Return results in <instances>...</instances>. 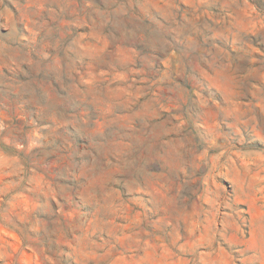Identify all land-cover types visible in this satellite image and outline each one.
Returning a JSON list of instances; mask_svg holds the SVG:
<instances>
[{"label": "rangeland", "instance_id": "1", "mask_svg": "<svg viewBox=\"0 0 264 264\" xmlns=\"http://www.w3.org/2000/svg\"><path fill=\"white\" fill-rule=\"evenodd\" d=\"M30 2L0 6V264H264V0Z\"/></svg>", "mask_w": 264, "mask_h": 264}, {"label": "clouds", "instance_id": "2", "mask_svg": "<svg viewBox=\"0 0 264 264\" xmlns=\"http://www.w3.org/2000/svg\"><path fill=\"white\" fill-rule=\"evenodd\" d=\"M13 3L15 4L16 8L19 9H29L32 7H36L37 5H34L30 2V0H25L24 3H21V0H13ZM4 5V0H0V6ZM4 10L7 12L8 8L5 7ZM15 62V61H13ZM141 161L139 159H134L131 161L130 167L137 168L140 165Z\"/></svg>", "mask_w": 264, "mask_h": 264}]
</instances>
